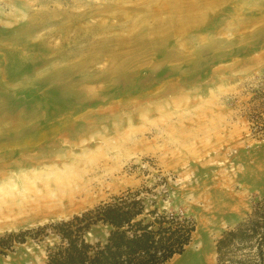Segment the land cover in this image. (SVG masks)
<instances>
[{
	"label": "rangeland",
	"instance_id": "1",
	"mask_svg": "<svg viewBox=\"0 0 264 264\" xmlns=\"http://www.w3.org/2000/svg\"><path fill=\"white\" fill-rule=\"evenodd\" d=\"M172 1L199 7L0 0V234L142 189L148 208L196 222L165 264H218V238L264 197L251 121L264 110V0ZM187 12L199 19L179 29ZM0 264H46L43 244Z\"/></svg>",
	"mask_w": 264,
	"mask_h": 264
},
{
	"label": "trees",
	"instance_id": "2",
	"mask_svg": "<svg viewBox=\"0 0 264 264\" xmlns=\"http://www.w3.org/2000/svg\"><path fill=\"white\" fill-rule=\"evenodd\" d=\"M251 121L264 135V110L254 108ZM104 239H92L96 226ZM196 230L184 212L148 208L142 189H127L70 218L0 234V255L29 240L43 244L46 264H165L182 254ZM218 264H264V197L248 216L223 232L216 242Z\"/></svg>",
	"mask_w": 264,
	"mask_h": 264
},
{
	"label": "bare ground",
	"instance_id": "3",
	"mask_svg": "<svg viewBox=\"0 0 264 264\" xmlns=\"http://www.w3.org/2000/svg\"><path fill=\"white\" fill-rule=\"evenodd\" d=\"M168 2H170L171 4L170 5H167L165 6V10H171V11H174V10H179L180 7H177L176 4L172 3L173 1L172 0H167ZM176 0H174L175 2ZM179 2V0H178ZM190 3L188 4H185V7H182L180 8V10L182 11H190L193 10V9H196L197 7H199L198 5H196V2L193 4V1L191 3V1H189ZM202 2V1H201ZM160 3V1H159ZM162 3V2H161ZM163 5V4H162ZM164 7V6H163ZM161 7L159 8V12L160 11H165L164 8ZM199 16H191L189 12H187L186 14H184L182 16V18L178 19L177 22H178V25H179V29H183L185 26H188V25H191L193 24L196 20H198ZM95 174V173H94ZM88 176V175H87ZM84 193V192H83ZM82 194L81 190H79V196ZM86 194V193H85ZM75 197V195H74ZM72 199V198H71Z\"/></svg>",
	"mask_w": 264,
	"mask_h": 264
}]
</instances>
